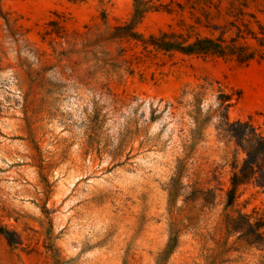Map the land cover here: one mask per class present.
I'll use <instances>...</instances> for the list:
<instances>
[{
    "label": "rangeland",
    "instance_id": "1",
    "mask_svg": "<svg viewBox=\"0 0 264 264\" xmlns=\"http://www.w3.org/2000/svg\"><path fill=\"white\" fill-rule=\"evenodd\" d=\"M160 3L171 13L116 39L133 0L2 1L0 264H264L227 228L264 214V191L226 205L235 146L219 101L264 125V48L248 40L263 56L240 66L148 42L216 38L239 14L256 29L264 0Z\"/></svg>",
    "mask_w": 264,
    "mask_h": 264
},
{
    "label": "trees",
    "instance_id": "2",
    "mask_svg": "<svg viewBox=\"0 0 264 264\" xmlns=\"http://www.w3.org/2000/svg\"><path fill=\"white\" fill-rule=\"evenodd\" d=\"M3 0H0V14ZM161 0H133L134 12L128 24L117 27L113 38L140 37L136 28L145 16L151 12L161 10L171 13L165 8ZM224 27L215 26V30H221L218 37H192L188 34H162L158 37L150 36L149 44L166 53L176 52L185 56L216 57L234 61L240 66H248L258 58H262L260 49L264 48V26L258 21L255 29L250 21H245L241 15L230 16ZM252 19L255 17L250 16ZM235 31L234 35L225 37L226 34ZM248 40L254 41L259 50H254L247 44ZM232 96L221 94L219 97L220 108L224 110L223 122L220 129L234 143L235 151L230 162L229 188L226 192V205L236 206L243 196L242 189L254 186L264 191V125L256 126L252 118L245 121L232 122L228 111L233 106ZM264 117V116H263ZM227 228L230 233H240L241 238L248 239L252 244L264 249V214L257 211L251 214H240L236 219L227 220ZM8 241L10 233L0 229Z\"/></svg>",
    "mask_w": 264,
    "mask_h": 264
}]
</instances>
